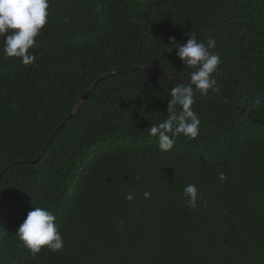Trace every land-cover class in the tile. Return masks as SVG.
<instances>
[{"label":"trees","instance_id":"trees-1","mask_svg":"<svg viewBox=\"0 0 264 264\" xmlns=\"http://www.w3.org/2000/svg\"><path fill=\"white\" fill-rule=\"evenodd\" d=\"M49 4L34 64L0 37V264H264V0ZM192 32L217 41L219 87L196 93L199 136L162 152L150 128L193 70L165 49ZM34 207L61 252L23 247Z\"/></svg>","mask_w":264,"mask_h":264},{"label":"clouds","instance_id":"clouds-1","mask_svg":"<svg viewBox=\"0 0 264 264\" xmlns=\"http://www.w3.org/2000/svg\"><path fill=\"white\" fill-rule=\"evenodd\" d=\"M49 8V0H0V37L3 38L5 56L19 58L24 65L35 63L36 55L30 49L36 46V38L48 23ZM169 39L171 43L165 50L171 53L175 49L176 56L193 70L187 82L178 81L171 88L167 118L150 128L149 135L158 138L162 152L171 151L176 145V138L181 135L193 140L199 136L201 119L193 107L196 93L207 96L209 90L218 89L214 74L222 63L220 53L214 51L217 41L211 35L205 41L192 32L186 43L178 42L175 37ZM255 103L264 104V98L257 95ZM219 179L223 182L227 177L221 173ZM143 195L146 199L151 197L147 191ZM183 195L191 208H196L198 201L207 206L203 193L195 184L186 185ZM134 199V193L127 194L126 200L131 202ZM16 235L33 256L44 247L52 252H61L65 245L55 214L45 207H34L29 211Z\"/></svg>","mask_w":264,"mask_h":264},{"label":"water","instance_id":"water-1","mask_svg":"<svg viewBox=\"0 0 264 264\" xmlns=\"http://www.w3.org/2000/svg\"><path fill=\"white\" fill-rule=\"evenodd\" d=\"M88 95V94H87ZM87 95H85L84 97H83V99L81 100V102L79 103V104H81L82 102H83V100H85V98L87 97Z\"/></svg>","mask_w":264,"mask_h":264}]
</instances>
